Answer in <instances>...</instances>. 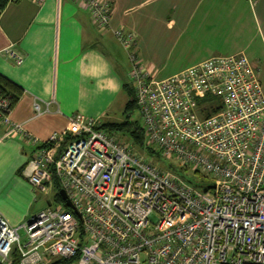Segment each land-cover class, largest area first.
I'll list each match as a JSON object with an SVG mask.
<instances>
[{"label": "built area", "instance_id": "obj_1", "mask_svg": "<svg viewBox=\"0 0 264 264\" xmlns=\"http://www.w3.org/2000/svg\"><path fill=\"white\" fill-rule=\"evenodd\" d=\"M98 31L110 28L107 0H74ZM130 63L144 145L209 182L203 191L139 154L131 140L81 113L45 141L10 118L0 91L2 139L36 146L23 175L55 201L14 226L0 213V264H264V90L243 53L213 56L165 79L150 76L136 37L113 29ZM16 64L22 56L6 49ZM38 116L39 104H33ZM21 232V233H20Z\"/></svg>", "mask_w": 264, "mask_h": 264}, {"label": "crops", "instance_id": "obj_2", "mask_svg": "<svg viewBox=\"0 0 264 264\" xmlns=\"http://www.w3.org/2000/svg\"><path fill=\"white\" fill-rule=\"evenodd\" d=\"M107 1L105 31L74 0H14L0 13V75L22 89L10 118L38 140L64 128L73 113L120 121L115 112L123 106L118 101L130 63L113 29L134 33L137 58L154 79L241 52L263 82L264 0ZM6 49L22 62L16 64ZM35 102L43 112L38 116ZM5 130L0 125V213L16 226L36 212V189L23 175L36 146L19 136L2 139Z\"/></svg>", "mask_w": 264, "mask_h": 264}, {"label": "trees", "instance_id": "obj_3", "mask_svg": "<svg viewBox=\"0 0 264 264\" xmlns=\"http://www.w3.org/2000/svg\"><path fill=\"white\" fill-rule=\"evenodd\" d=\"M14 0H0V13L5 9V7ZM123 89L128 95V100L125 102L123 113L125 118L120 121L115 122H104L99 125L100 129H103L109 133L115 134H125L132 141L133 145L148 155L154 156L159 159V154L152 147H147L144 145V135L142 126L138 125L137 121H132L129 119L130 112L137 108L134 98L133 85L130 81L123 84ZM0 91L4 95L8 96L11 105L13 106L18 97L22 94V89L16 84L0 75ZM177 174L186 179L192 185L205 191L209 189V182L202 175L198 174L196 171L190 172L186 168H173ZM52 190L54 191L53 201L62 204L65 208H70L65 201L60 197L58 191L60 190L59 183L53 180ZM69 261L58 260L52 264H68ZM14 264H18L17 261Z\"/></svg>", "mask_w": 264, "mask_h": 264}, {"label": "rangeland", "instance_id": "obj_4", "mask_svg": "<svg viewBox=\"0 0 264 264\" xmlns=\"http://www.w3.org/2000/svg\"><path fill=\"white\" fill-rule=\"evenodd\" d=\"M263 88H264V80L263 82L261 83ZM128 100V95L127 93H125V96L123 97V100L122 102L119 100L118 103H121L123 104V106H121L119 109H117V111L115 112V118L116 119H120V120H123L125 118V115L123 113V109H124V105H125V102ZM129 119L132 120V121H137L138 122V125L142 126V121H141V118H140V114H139V111L137 108H134L130 114H129ZM118 136L120 137V139H123V140H130V138L125 135V134H118ZM135 150L141 155L143 154L144 152L141 151L140 149H138L137 147H135ZM152 163L162 167V168H171L173 169L174 167H177L178 166V162H177V159L175 157H170L168 159H164V158H161L159 157L156 158V157H150ZM34 193L36 194L37 197H35V201L32 202L33 204V209L37 212L41 209H44L48 203H51L53 202V196H54V191H49L48 194H43V193H40V192H37V190L35 191L34 190ZM21 233V232H20Z\"/></svg>", "mask_w": 264, "mask_h": 264}, {"label": "water", "instance_id": "obj_5", "mask_svg": "<svg viewBox=\"0 0 264 264\" xmlns=\"http://www.w3.org/2000/svg\"><path fill=\"white\" fill-rule=\"evenodd\" d=\"M58 194H59L60 197L65 201V203H66L69 207H71V205H70L69 201L66 199V195H65V193H64V191H63L62 189H60V190L58 191Z\"/></svg>", "mask_w": 264, "mask_h": 264}]
</instances>
